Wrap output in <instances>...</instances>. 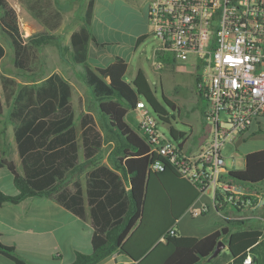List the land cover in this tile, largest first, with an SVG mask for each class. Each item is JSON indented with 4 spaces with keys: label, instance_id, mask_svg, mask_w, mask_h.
Listing matches in <instances>:
<instances>
[{
    "label": "trees",
    "instance_id": "16d2710c",
    "mask_svg": "<svg viewBox=\"0 0 264 264\" xmlns=\"http://www.w3.org/2000/svg\"><path fill=\"white\" fill-rule=\"evenodd\" d=\"M25 4L50 32L59 29L62 14L52 6L51 0H26ZM93 10L94 0H88L82 25L71 34L70 48H67L55 35L25 38L15 9L7 0H0V30L9 39L14 68L32 74L39 50L45 45H55L61 56L69 51L68 62L84 67L79 78L94 99L97 112V118L90 113L79 117L81 161L70 84L55 73L39 84L21 85L14 79L3 78L5 102L9 107V119L14 123L23 173L17 175L12 163L0 158V168L6 166L13 172L17 190L16 195L0 191V206L16 205L27 198H52L83 219L85 198L80 183L76 180L71 190L69 182L83 168L92 165L104 143L110 142L109 166L97 165L86 173V201L94 227L92 251L90 254L77 252L70 264H99L117 250L135 264H198L211 256L219 242L228 245L227 255L233 264H243L248 251L262 237L259 230L232 231L228 227L241 222L221 220L219 230L202 238L178 233L176 221L197 201L201 192L196 185L183 179L170 162L151 153L150 145L126 119L140 99L145 100L166 124L169 123L166 107L172 111L178 109L164 94L161 96L164 105L159 102L141 69L131 82H127L124 76L128 63L124 57L115 56L112 63L102 67L92 69L89 66V45L105 49L109 43L98 42L92 32ZM147 37H137L134 48ZM3 56L0 44V60ZM155 58L165 63L174 61L160 50L155 51ZM169 135L181 141L184 133L169 125ZM157 161L163 169L151 170L150 165ZM225 179L248 187L264 183V149L247 154L244 168L228 170ZM213 208L220 211L218 204ZM160 238H164V242L159 241ZM0 256L14 264H26L15 247L1 242V235Z\"/></svg>",
    "mask_w": 264,
    "mask_h": 264
},
{
    "label": "built area",
    "instance_id": "2783aa9c",
    "mask_svg": "<svg viewBox=\"0 0 264 264\" xmlns=\"http://www.w3.org/2000/svg\"><path fill=\"white\" fill-rule=\"evenodd\" d=\"M147 21L159 40L157 50L180 63L193 57L210 141L188 153L171 138L169 127L168 136L159 131L163 121L143 99L132 110L138 116L137 132L151 153L170 162L200 196L208 194L218 204L221 220L243 222L255 215L261 220L264 191L227 181L222 149L264 116V0H150ZM150 169L161 171L163 166L157 161ZM209 211L204 203L187 210L192 218ZM243 264H252V258L247 256Z\"/></svg>",
    "mask_w": 264,
    "mask_h": 264
},
{
    "label": "rangeland",
    "instance_id": "374dc122",
    "mask_svg": "<svg viewBox=\"0 0 264 264\" xmlns=\"http://www.w3.org/2000/svg\"><path fill=\"white\" fill-rule=\"evenodd\" d=\"M15 9L19 24L25 38L31 35L48 34L59 38L64 47L70 48V36L82 25V18L88 0H51L62 14V22L59 29L50 32L43 23L36 18L25 4L26 0H7ZM146 0H98L95 10L97 22L106 26L109 32L106 38H113L107 45V50L115 55L129 58L127 72L124 76L130 82L141 68L156 98L164 105L161 96L164 94L173 101L178 110L172 111L166 107L169 125L177 132L184 133L181 142L188 153L195 154L198 149L210 141V126L203 120L202 111L206 108V101L199 97L195 82V67L190 63L193 57H189L185 63L173 61L165 63L155 58V49L159 46L157 40L150 31L147 21V11L141 7ZM98 27V25H96ZM142 34L148 37L134 51V40ZM124 38H123V37ZM124 41L118 44L114 41ZM132 40V41H130ZM114 41V42H113ZM130 41V42H129ZM0 44L5 55L0 61V89H3L2 79L11 78L20 83L39 82L51 73H59L70 80L75 93V107L77 116L83 112V108L90 111L97 118L94 99L87 91V87L81 82L79 73L83 66H73L68 60L70 52L60 55L55 45L43 46L38 53V59L33 74L27 76L19 73L13 65V51L9 39L0 30ZM84 109V110H85ZM126 119L134 129L138 126V116L130 111ZM160 122L159 131L168 136L169 125ZM252 129H256L255 124ZM238 140V139H237ZM112 145L105 149L111 151ZM264 147V137L254 138L250 136L244 141L226 143L222 149V156L227 169H243L245 155L248 152ZM110 153V152H109ZM108 158V157H107ZM101 161V160H100ZM94 165V163H93ZM239 184L236 182H232ZM264 183L254 184L252 187L261 188ZM208 195V194H206ZM209 196V195H208ZM207 196V197H208ZM215 210L202 216L198 222L186 217L178 227L181 232L204 233L210 231L217 219ZM34 264H58L57 262H37Z\"/></svg>",
    "mask_w": 264,
    "mask_h": 264
},
{
    "label": "crops",
    "instance_id": "0c3cea01",
    "mask_svg": "<svg viewBox=\"0 0 264 264\" xmlns=\"http://www.w3.org/2000/svg\"><path fill=\"white\" fill-rule=\"evenodd\" d=\"M149 2L150 0H146L141 5V7L145 9V11H147ZM97 5H98V0H94V10H93L91 29L94 35L96 36L98 42L108 43L112 41L113 38L110 39L106 38L109 30L107 29L106 26L102 25L100 22H97L95 18V10ZM96 25H98V27H96ZM142 35H147V34H142ZM114 41L118 42V44L124 42L118 40H114ZM137 48H135L133 52H135ZM156 50L157 48L155 49V51ZM88 54H89L88 55L89 66L92 69H94L95 67H102L104 65H108L114 61L115 56H121L110 53L107 50V48L103 49L101 47H96L93 44L89 45ZM124 58L127 60V63H129V58L126 57ZM19 73L24 74L26 76L28 75L21 71H19ZM55 74L60 75L64 80H66L70 84L72 89L70 101L75 113L74 125L77 129L76 141L79 146L78 148L80 153V160L83 161L82 145H81L82 140L80 136L81 129L79 123L80 116H77V109L74 103L75 93L73 89V84L70 80L63 77L61 74L57 72H55ZM46 77L42 78L39 82H32V83L27 82L24 84L18 82L17 80L16 82L21 85L39 84ZM87 91L89 92L88 89ZM0 103L2 106V114L0 116V158L5 159L8 162H11L12 165L14 166L15 173L17 175H22L23 167H22L21 157L19 154V147L14 134V123L9 119V107L5 102L4 89L2 90L0 89ZM84 109L85 108H83L82 110L83 113L92 114L90 111ZM255 126L256 129H252L251 127L244 135L238 137L237 138L238 140L236 139V141L238 142L244 141L246 140V138L250 136H253L254 138L264 137V116L259 118L255 122ZM107 145H111V143L110 142L104 143L102 147V151L99 154V157L94 161V165L92 164L83 168L80 171V173L75 174L71 178V181L69 182V188L71 190L74 189L73 183L76 180H78L80 183V187L82 189L85 198V204H84L85 217L83 219L79 218L78 216L74 215L73 213L62 207L52 198H44V197L27 198L16 205L4 204L0 206L1 242L4 245L15 247L17 253L26 260V264H34L33 260L37 262L52 261V262H57L58 264H70L74 261L77 252L84 254L91 253L92 251L91 238L94 231V227L92 225L91 210L86 201V195H87L86 173L87 171L91 170L92 167L97 165L109 166L107 157L110 151L108 149L107 150L105 149ZM263 149L264 147L255 151H259ZM255 151L253 150L251 152H248L247 154ZM228 170H235V169H228ZM13 177H14L13 172H11L6 166L0 168V191L8 195L17 194V190L13 184ZM243 187L257 192L264 191V186L261 188L248 187V186H243ZM207 196L208 195L206 194L200 196L197 199V201H195L193 204L198 206L204 203L207 204V206H209L210 210L214 209L210 196L208 197ZM209 212L207 214H209ZM215 214H216L215 218L217 219V222H215L214 227L208 232H204L202 234L192 233V232H181L178 227L186 217H190L191 220H194L197 223L200 217L205 216L202 215L197 218H192L187 211L183 215H181L179 219L176 221L175 223L176 229L181 236L198 237V238L205 237L219 230L222 227V221L219 214L217 212ZM258 216L261 217V220L257 219V215H255L254 218L238 223L237 225L228 227L232 231H236L239 229H256L262 233V237L257 241V243H255V245L251 248L250 251H248L247 254V256H250L252 258V264H264V208L258 213ZM159 241L164 242V238H160ZM223 244H224V248L219 253L214 263H210V260L208 259H203L198 264H233L232 259L227 255L229 252L228 245L226 243ZM0 264H14V263L8 260L7 258L0 256ZM99 264H135V262L125 253H123L120 250H117L111 256L107 257Z\"/></svg>",
    "mask_w": 264,
    "mask_h": 264
},
{
    "label": "water",
    "instance_id": "95a60500",
    "mask_svg": "<svg viewBox=\"0 0 264 264\" xmlns=\"http://www.w3.org/2000/svg\"><path fill=\"white\" fill-rule=\"evenodd\" d=\"M224 244L222 242H219L214 250V252L211 254V256L208 258V260L214 259L219 255V253L223 250ZM135 262V261H134Z\"/></svg>",
    "mask_w": 264,
    "mask_h": 264
}]
</instances>
